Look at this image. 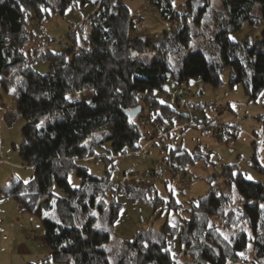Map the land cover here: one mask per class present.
Masks as SVG:
<instances>
[{
	"label": "trees",
	"instance_id": "16d2710c",
	"mask_svg": "<svg viewBox=\"0 0 264 264\" xmlns=\"http://www.w3.org/2000/svg\"><path fill=\"white\" fill-rule=\"evenodd\" d=\"M77 1L0 0V87L14 92L25 120L19 155L32 169L27 180L10 176L1 191L41 219L44 242L54 260L63 264H178L168 235L177 239L190 264H264V181L247 179L235 164L221 166L224 191L211 184L215 174L209 177L208 192L192 200L180 225L135 232L112 261L103 246L112 237L121 206L116 193L148 200L155 192L144 180L115 183L108 170L93 176L82 165L85 158L99 154L113 162L128 151L141 150L140 121L168 133L181 126L170 118L176 114L180 120L184 114L154 95L155 90L165 92L169 79L174 90L168 99L174 101L178 84L200 77L216 86L221 68L228 66L230 84L241 83L251 97L257 96L264 88V29L255 38L233 40L230 35L244 21L264 24V0H220L224 11L211 0H154L160 16L177 27L152 42L129 35L136 21L123 0H80L91 10L66 34L65 47L59 52L39 47L32 50L40 51L36 56L29 50L26 55L24 47L32 38L28 9L43 19L49 8L62 12ZM148 49L157 54L155 59L145 62L136 56ZM39 59L48 62V72L41 74L31 66ZM82 91H90L88 100L67 98ZM138 105L141 111L130 118L126 111ZM164 118L172 126L164 128ZM95 132L104 135L94 144L109 142L98 153L93 144H84ZM189 158L186 152L172 151L166 160L172 166ZM255 159L253 166L264 174ZM71 174L78 185L69 183Z\"/></svg>",
	"mask_w": 264,
	"mask_h": 264
},
{
	"label": "rangeland",
	"instance_id": "374dc122",
	"mask_svg": "<svg viewBox=\"0 0 264 264\" xmlns=\"http://www.w3.org/2000/svg\"><path fill=\"white\" fill-rule=\"evenodd\" d=\"M123 1L136 21L135 26L129 29L130 36H145L152 42L158 41L164 31L176 30V23L161 17L153 2ZM211 4L224 11L220 0H211ZM257 8L256 3L254 13H257ZM90 10L89 3L82 4L79 0L62 12L49 8L48 16L39 19L34 8H29L26 20L32 38L24 47L25 52L39 47L59 52L65 47L66 34L73 26L79 25ZM263 29L261 21L256 24L244 21L230 37L233 40L246 36L255 38ZM39 52L32 54L36 56ZM136 56L149 62L157 54L148 49ZM31 66L41 74L49 70L48 62L43 59L32 61ZM220 79L221 82L214 86L200 77H192L175 87L174 101L168 99L174 88L173 81L167 80L163 87L165 92L155 90L154 95L161 103L169 104L177 113L184 114L180 120L176 114L170 118L173 125L182 123L181 126L171 127L168 133L167 129H156L151 123L140 121L138 144L142 146L141 150L128 151L113 162L104 160L100 154L82 161L93 176H101L108 170L112 182L144 180L155 192L147 197L148 200L135 198L126 192L116 193L121 206L114 221L112 237L103 246L109 260L125 250L124 240L132 239L137 231L149 227L158 231L164 225H180V217L188 216L192 200L208 192V178L214 174L216 180L211 184L224 191L219 176L223 164H235L236 170L244 177H251L249 180L264 181V174L253 166V159L257 158L264 168V88L257 96L251 97L241 83L230 84L228 66L221 68ZM90 95V91H82L67 98L71 101L88 100ZM167 120L164 118V128L172 126ZM24 123L16 108L14 92L0 87V264H63L54 260L44 242L41 219L15 197L1 191L10 176L27 180L32 175V169L22 164L19 155ZM213 128L221 132V138ZM103 135V132H95L84 144H93L94 152L98 153L109 147L108 141L94 144ZM172 151L186 152L191 158L174 161L170 166L166 158ZM69 180L71 185H78L79 181L73 174ZM166 239L177 263L190 264L177 239L169 235Z\"/></svg>",
	"mask_w": 264,
	"mask_h": 264
},
{
	"label": "water",
	"instance_id": "95a60500",
	"mask_svg": "<svg viewBox=\"0 0 264 264\" xmlns=\"http://www.w3.org/2000/svg\"><path fill=\"white\" fill-rule=\"evenodd\" d=\"M141 111V106L138 105L136 107H134L131 110H127L126 113L129 115L130 118H134L137 116V114Z\"/></svg>",
	"mask_w": 264,
	"mask_h": 264
},
{
	"label": "crops",
	"instance_id": "0c3cea01",
	"mask_svg": "<svg viewBox=\"0 0 264 264\" xmlns=\"http://www.w3.org/2000/svg\"><path fill=\"white\" fill-rule=\"evenodd\" d=\"M150 2H153L154 0H149ZM184 0H174V3L175 4H180V3H182ZM125 3V2H124ZM154 3V2H153ZM158 13H159V11H158Z\"/></svg>",
	"mask_w": 264,
	"mask_h": 264
},
{
	"label": "snow or ice",
	"instance_id": "6c2138e0",
	"mask_svg": "<svg viewBox=\"0 0 264 264\" xmlns=\"http://www.w3.org/2000/svg\"><path fill=\"white\" fill-rule=\"evenodd\" d=\"M248 179H251V177H248ZM45 215H47V213H45ZM227 238V237H226Z\"/></svg>",
	"mask_w": 264,
	"mask_h": 264
}]
</instances>
